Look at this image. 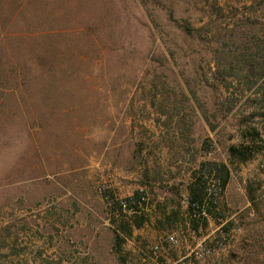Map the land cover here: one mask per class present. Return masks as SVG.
I'll return each instance as SVG.
<instances>
[{
	"label": "rangeland",
	"instance_id": "rangeland-1",
	"mask_svg": "<svg viewBox=\"0 0 264 264\" xmlns=\"http://www.w3.org/2000/svg\"><path fill=\"white\" fill-rule=\"evenodd\" d=\"M0 264H264V0H0Z\"/></svg>",
	"mask_w": 264,
	"mask_h": 264
},
{
	"label": "trees",
	"instance_id": "trees-1",
	"mask_svg": "<svg viewBox=\"0 0 264 264\" xmlns=\"http://www.w3.org/2000/svg\"><path fill=\"white\" fill-rule=\"evenodd\" d=\"M254 133H257L259 135V132L257 130H253ZM241 149V150H240ZM231 153L238 157L241 160H247L250 157V153L252 152L250 146H232L230 149ZM215 167L213 168V172H215L217 175L216 177L220 179L221 181V190H223L226 185L228 184L229 180V173L227 168L224 165L215 164ZM207 174L204 172L201 175L198 176L194 184L191 186V198H190V208L194 215H198L200 217H203L204 215L202 212L206 209V206H208L207 210L209 211L210 208L215 207L214 206V196L209 195L208 192V177ZM142 198H128L125 202L128 203V207H133L138 202H140ZM135 201L134 204H131L132 201ZM208 201V204H207ZM121 207L124 208L123 202H120Z\"/></svg>",
	"mask_w": 264,
	"mask_h": 264
},
{
	"label": "built area",
	"instance_id": "built-area-1",
	"mask_svg": "<svg viewBox=\"0 0 264 264\" xmlns=\"http://www.w3.org/2000/svg\"><path fill=\"white\" fill-rule=\"evenodd\" d=\"M214 187H215V191H216V188H217V190L219 189V190H221V181H220V179L219 178H217L216 177V182L214 183V185H213ZM208 192H209V195H212V191H211V188H210V186H209V183H208ZM132 198V197H131ZM135 203V201L133 200L132 201V203L131 204H134ZM123 206H124V208H129L128 207V203L127 202H123ZM131 208V207H130ZM133 208V207H132ZM202 214L203 215H206L205 214V210L202 212ZM168 241H169V243H171V244H176L177 243V239H176V237L175 236H170L169 238H168ZM218 245V247L220 248L221 246H222V243H219V244H217ZM154 253L155 254H157V253H159L163 248H162V246H159V245H157V246H155L154 247ZM211 251H212V248H210V247H205L203 250H202V253H204V254H209V253H211ZM201 253L200 252H195V255H200Z\"/></svg>",
	"mask_w": 264,
	"mask_h": 264
}]
</instances>
